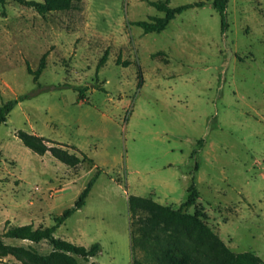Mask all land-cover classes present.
<instances>
[{
    "label": "rangeland",
    "instance_id": "obj_1",
    "mask_svg": "<svg viewBox=\"0 0 264 264\" xmlns=\"http://www.w3.org/2000/svg\"><path fill=\"white\" fill-rule=\"evenodd\" d=\"M78 1L80 10L45 16L0 4V107L28 96L0 127V241L28 246L5 233L55 226L100 169L85 207L55 232L99 244L90 262L134 263L131 197L178 210L193 186L199 197L185 211L232 253L264 260V0H231L226 30L215 0H169L192 8L152 34L134 24L164 18L151 3L165 0ZM44 56L36 82L28 68ZM19 132L92 162L35 154Z\"/></svg>",
    "mask_w": 264,
    "mask_h": 264
},
{
    "label": "trees",
    "instance_id": "obj_2",
    "mask_svg": "<svg viewBox=\"0 0 264 264\" xmlns=\"http://www.w3.org/2000/svg\"><path fill=\"white\" fill-rule=\"evenodd\" d=\"M8 0H0L4 4ZM34 9L39 15L45 16L56 12H69L80 10L78 0H43L42 2L28 0H9ZM169 0L151 3L164 18H155L153 22H137L134 25L142 28L146 34L161 33L178 14L192 8L183 6L176 9L170 8ZM231 0H215L214 9L222 17V27L228 28L226 10ZM205 4H197L203 7ZM46 68V56L41 59L39 69L35 72L29 67V73L38 82ZM28 96H21L11 100L0 107V127L8 122V117L17 107L20 101ZM19 140L35 154L44 156L50 153L57 161L69 166L77 167L83 162H92L87 156L82 158L71 153L68 148L59 144H52L43 137L19 132ZM51 144L52 146H50ZM101 174L89 182L86 189L80 195L75 206L68 209L60 217L54 219L55 226L45 229H34L33 225L10 228L4 235V239L30 243L28 246L9 247L0 241V259L8 256L14 257L20 264H80L84 260L86 264L96 258L101 248L95 244L90 248L75 245L71 242L59 239L55 232L75 212L86 205V201ZM199 197V193L193 186L186 203L176 210L171 206L161 205L151 199L131 197L129 199V211L131 214L132 248L134 252L133 264H264V260L253 252L242 254L232 253L226 244L204 222L201 214L190 215L185 210L193 207ZM48 243L52 247L50 254H42L35 244ZM139 252L142 257L135 254Z\"/></svg>",
    "mask_w": 264,
    "mask_h": 264
}]
</instances>
